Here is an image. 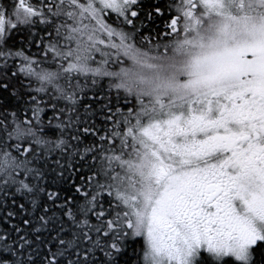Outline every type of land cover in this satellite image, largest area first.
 Instances as JSON below:
<instances>
[{"label": "snow or ice", "instance_id": "snow-or-ice-1", "mask_svg": "<svg viewBox=\"0 0 264 264\" xmlns=\"http://www.w3.org/2000/svg\"><path fill=\"white\" fill-rule=\"evenodd\" d=\"M0 264H264V0L0 2Z\"/></svg>", "mask_w": 264, "mask_h": 264}, {"label": "trees", "instance_id": "trees-1", "mask_svg": "<svg viewBox=\"0 0 264 264\" xmlns=\"http://www.w3.org/2000/svg\"><path fill=\"white\" fill-rule=\"evenodd\" d=\"M162 2H163L164 5H166L169 2V0H162ZM164 13H165L164 14V17L163 18H160V19H157V21H156V24L160 25L161 30H163V25L169 19V16H168V12H167V8L166 7L164 8ZM133 247H138V245H134ZM129 251H131V249Z\"/></svg>", "mask_w": 264, "mask_h": 264}, {"label": "flooded vegetation", "instance_id": "flooded-vegetation-1", "mask_svg": "<svg viewBox=\"0 0 264 264\" xmlns=\"http://www.w3.org/2000/svg\"><path fill=\"white\" fill-rule=\"evenodd\" d=\"M4 0H0V2H3Z\"/></svg>", "mask_w": 264, "mask_h": 264}, {"label": "rangeland", "instance_id": "rangeland-1", "mask_svg": "<svg viewBox=\"0 0 264 264\" xmlns=\"http://www.w3.org/2000/svg\"><path fill=\"white\" fill-rule=\"evenodd\" d=\"M8 2H10V1L8 0Z\"/></svg>", "mask_w": 264, "mask_h": 264}]
</instances>
